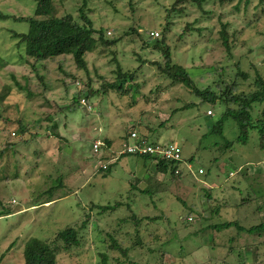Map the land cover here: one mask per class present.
<instances>
[{
  "label": "rangeland",
  "instance_id": "obj_1",
  "mask_svg": "<svg viewBox=\"0 0 264 264\" xmlns=\"http://www.w3.org/2000/svg\"><path fill=\"white\" fill-rule=\"evenodd\" d=\"M52 3L58 16L71 13L79 18L86 13L93 28L106 30L109 38L117 40L109 46L97 44L86 55L87 71L77 70L75 81L65 85L56 64H49L46 73L38 65V71L31 69L27 60L20 58L22 50L10 32H26L28 23L0 19V128L13 126L10 120L20 118L39 134L28 143L10 134L13 146L0 155V264H25L23 249L29 238L52 242L55 233L67 225L77 228L79 242L70 248L62 246L56 264H98L102 253H106V264L233 263L244 254L249 255L246 264H264V233L237 232L232 225L209 228L227 221L246 228L264 222V148L257 129L250 130L246 141L225 147V140H235L240 134L239 123L227 116L217 132L207 133L225 107L198 104L199 98L190 88L171 84L152 64L161 61V52L145 42L150 30H158L160 35L165 32L172 61L186 66L198 85L219 77L229 82L240 69L248 74L247 80L240 79V87L248 91L257 73L264 78V5L258 0L248 4L242 0L235 10L236 2L221 5L208 0L201 9L189 2L182 12L167 18L166 8L172 0ZM35 6V0H0V11L16 16L33 15ZM196 18L194 27H202L201 32L188 29L179 38L188 22ZM167 20L170 26L164 30ZM226 22L233 54L229 63L218 35L221 23ZM131 27L140 28L141 36L121 37ZM141 60L146 62L141 64ZM218 61L228 65L220 75L203 72L209 66H220ZM196 66L201 69L197 74L196 68H190ZM117 67L136 69L133 82H126L128 93L94 92L88 102L91 109L85 105L67 109L76 90L88 89L87 77L97 89L101 82L114 79ZM66 68L74 69L70 62ZM36 73H46L44 80ZM191 101L196 104L180 108ZM263 107L255 105L252 114L260 115ZM208 109L212 110L209 116ZM47 114L52 115L51 122ZM53 121L57 126L48 127ZM162 122L165 124L160 125ZM127 127L146 133L151 141L176 143L186 161L193 158L188 162L194 174L185 170L172 179L158 172L154 161L118 154ZM58 133L66 136L60 138ZM7 137L8 133L0 130V150ZM106 139L111 140V146L107 147ZM97 140L105 146L94 152L92 145ZM115 152L117 158L110 170L105 174L97 171L98 161H107L101 154L109 160ZM50 187L54 189L48 190ZM206 192L212 197L210 202ZM224 200L228 205L221 203ZM241 201L244 203L237 205ZM115 202L121 204L112 210L100 212L96 207ZM216 202L222 206L213 214L208 205ZM204 212L207 216L202 217ZM133 213L158 218H144L135 226L130 220ZM86 217L88 223L83 227ZM108 233L127 248L125 255L109 246ZM137 233L142 246L133 244ZM52 243L63 244L61 240Z\"/></svg>",
  "mask_w": 264,
  "mask_h": 264
},
{
  "label": "trees",
  "instance_id": "obj_2",
  "mask_svg": "<svg viewBox=\"0 0 264 264\" xmlns=\"http://www.w3.org/2000/svg\"><path fill=\"white\" fill-rule=\"evenodd\" d=\"M85 1V0H83ZM208 0H172L170 7H167L166 10L168 11L167 18L170 16L172 17L173 13L182 12L185 8V5L189 2H194L198 5L199 8L202 9V5L204 2ZM221 5L224 3H232L234 4L235 10L239 9V4L242 0H216ZM36 6L34 10V14L30 16H16L14 14H5L0 11V19L6 18H13L14 20L18 21H26L28 23V29L26 32H10L12 37L17 39L16 47L21 51L19 52L20 58H24L23 60H27L28 64H30L31 69L37 70L36 65L38 67L43 68L46 73L49 71V64L53 63L57 65V68L61 71L63 76L62 81L65 85L69 84V80L72 82L75 81L77 76V70H84L87 71L88 61L86 59V55L95 50L97 44L109 46L110 44L114 43L117 38H109L111 36L106 35V30L102 29H95L92 27L91 20L88 18L86 13L80 14L79 18L74 17L71 13H66L64 15L58 16L56 13V9L52 3V0H35ZM246 4L249 3V0H244ZM260 5H264V0H258ZM203 12H207L203 10ZM258 19L255 22L250 21L249 25L259 22ZM198 22L196 18L194 21L188 22L187 28H184L183 31L178 35L179 38H183L186 34L188 29L192 30L193 28L199 32H201L202 27H194V24ZM170 22L167 20L166 24L164 25V30L170 26ZM221 29L218 31L219 40L221 45L227 51L226 61L228 63L232 60L233 54L231 52V35L227 31L228 23H221ZM140 28L131 27L128 30H125L121 37L131 36L135 34L136 37H140ZM159 38H151L149 35L147 36L146 43L152 44L154 48L161 52L162 59L161 61H153L152 64L156 65L157 69L161 74L164 75L165 78L170 79L171 84L180 83L190 88L191 92L199 98L197 103L201 104L203 102L207 103H219L223 105L224 111L222 113V117L216 121V123L212 124L209 127L207 133L217 132L218 128L221 127V123L223 119L227 116H231L235 119L236 122L239 123V135L235 140H225V147H231L234 142H244L248 138V134L250 130L257 129L260 139V147L264 148V107L260 115H255L252 112L255 109V105L263 104L264 106V78L261 77L258 73L256 74L255 78L253 79V86L248 91H244L240 87V79L247 80L248 74L246 71L238 69L235 72V77L233 80L229 82L225 79L219 77L212 83H208L206 85H198L194 80V76L188 72V68L182 64L172 61V51L171 47L166 40V33H162ZM209 37V36H208ZM233 37V34H232ZM120 39V36H119ZM0 62L3 63V57L0 55ZM70 62L73 66L72 70H67L66 63ZM141 64L145 63L146 60H141ZM221 65L218 64L209 66L206 69L205 74L211 75L215 74L218 75L219 71L224 72V68L228 67L227 64L223 65L222 61H218ZM200 66L190 67L196 68L195 74L201 69H197ZM38 71V70H37ZM136 69H127L123 70L120 67H117L114 71L115 77L113 80H108L100 83V86L97 89H94L89 77H87L86 84L88 89L86 91L76 90L71 102L69 103L67 109L69 111L80 107V99L85 98L87 103L90 100V96L95 92L100 93H108L110 91L117 92L118 94H126L130 91L129 87H126V82L134 80V76ZM45 73V74H46ZM218 73V74H217ZM45 74H38L36 73L38 79L41 81L44 80ZM194 74V75H195ZM200 74V79L204 80V75ZM220 75V74H219ZM46 88V84H45ZM30 95V93H29ZM196 104V102H190L181 106V109L189 107L191 105ZM91 109V107H90ZM11 116L10 114H6L5 117ZM209 116V115H208ZM3 117V118H5ZM47 121L51 122L52 115L47 114L46 116ZM4 120V119H3ZM12 121L13 126L2 127L0 128L1 131L7 132L8 137L5 141L6 146L0 150V155L4 154L8 148L13 146L10 143V137L13 135L20 136V141L24 143H28L29 139L32 137L38 136L37 131H31L30 128L27 126L26 123L20 118H15ZM165 122H162L160 125H164ZM57 126V124L53 121L50 123L48 127ZM132 127L134 124L131 125ZM216 128V129H215ZM215 129V130H214ZM130 130V129H129ZM128 127L125 129V134L123 139L128 138L130 132ZM29 134V137H24L25 135ZM141 137L146 138V133H140ZM58 137L64 138L65 136L61 133L57 134ZM68 140V139H67ZM149 140V139H148ZM151 141V140H150ZM107 147L111 146V140H105ZM156 142V141H153ZM15 147V146H14ZM13 147V148H14ZM14 152V151H13ZM110 154V152H108ZM142 158L143 160L153 161L155 158H152L148 155L144 156H137ZM102 160H108V155L101 154L100 157ZM192 157L187 159L189 162L192 161ZM110 165L107 168L102 169L98 168L97 171L105 174L110 170ZM176 166L175 162L166 161L164 159H157L155 168L158 172L162 174L170 175V178L176 179L179 178L182 174H175L174 168ZM17 176V173L15 174ZM60 186V185H59ZM57 188V187H56ZM54 188L50 187L48 190H53ZM142 191L147 192L148 190L142 189ZM46 192V191H43ZM208 196V202L212 199L209 192H206ZM50 201V200H48ZM223 205H228V203L224 200L221 202ZM244 203L241 201L237 205ZM120 202H115L114 204H106V205H98L96 206L100 212L106 210L115 209L119 206ZM214 206V208H212ZM219 202H216L215 205H208L210 207L211 213H216L220 208ZM205 211V209H204ZM190 214V213H189ZM199 214V213H198ZM202 217L207 216L206 213L200 214ZM1 216V214H0ZM144 218H148L150 220H156L158 217L152 216H141L139 217L137 214L133 213L130 215V220L138 226L140 222ZM125 220V219H122ZM88 223V219L86 217L85 220L82 221L81 226H85ZM235 224V225H233ZM235 226L237 228V232L241 231H256L257 234L261 235L264 233V222H260L253 227L246 228L242 227L235 221H227L224 223L218 224H211L209 228L214 229H221V228H228L230 226ZM77 228L71 225H67L64 229L55 233L53 240H61L63 242L62 245H54L52 242L48 240L39 239L36 237L29 238L23 249V257L25 264H56L57 263V253L63 247L70 248L73 245L78 244V235H77ZM240 234V233H239ZM136 240H134L133 244H141V236L136 234ZM111 248H116L120 250L124 255L127 252V248L122 247L121 243L113 236L112 234L108 233ZM264 244V241H263ZM139 246H142L139 245ZM149 250H152L149 248ZM247 254H244L243 259H237L235 262L230 263L226 260H222L217 264H246L248 259ZM107 256L106 253L101 254V260L98 264H106ZM208 264H214L210 262Z\"/></svg>",
  "mask_w": 264,
  "mask_h": 264
},
{
  "label": "built area",
  "instance_id": "obj_3",
  "mask_svg": "<svg viewBox=\"0 0 264 264\" xmlns=\"http://www.w3.org/2000/svg\"><path fill=\"white\" fill-rule=\"evenodd\" d=\"M107 33L110 34L111 31L108 30ZM148 35L151 38L155 39L160 37V32L158 30L153 29L148 32ZM77 85L79 86V88H81V85L78 81H77ZM80 103L82 105L87 106L88 109L90 108L85 98H81ZM206 114L208 115L212 114V110L208 109L206 111ZM129 132L130 134L128 138L121 140L118 154L121 155L129 154L135 156L148 155L152 158H155V160H153L154 162H156L157 159H164L166 161H171L176 163V166L174 168L175 174H179V173L183 174L185 170L191 174L192 173L194 174L192 165L183 158L181 148L176 143L174 142L161 143V142L150 141L146 138L141 137L140 133L135 131V128H130ZM102 146H105L104 142L100 140L95 141L92 145L93 151L98 152V150ZM116 158H117V154L115 152V154L112 155L109 158V160H107L106 162H102L101 160H99L98 161L99 165L97 167L105 169L109 164L113 163L116 160ZM201 170L202 169H200V171Z\"/></svg>",
  "mask_w": 264,
  "mask_h": 264
},
{
  "label": "clouds",
  "instance_id": "obj_4",
  "mask_svg": "<svg viewBox=\"0 0 264 264\" xmlns=\"http://www.w3.org/2000/svg\"><path fill=\"white\" fill-rule=\"evenodd\" d=\"M82 105V104H81ZM115 162V161H114ZM112 164V163H111Z\"/></svg>",
  "mask_w": 264,
  "mask_h": 264
}]
</instances>
